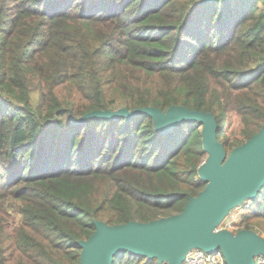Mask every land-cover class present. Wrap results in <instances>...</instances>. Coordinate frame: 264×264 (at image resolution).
<instances>
[{
    "label": "trees",
    "instance_id": "obj_1",
    "mask_svg": "<svg viewBox=\"0 0 264 264\" xmlns=\"http://www.w3.org/2000/svg\"><path fill=\"white\" fill-rule=\"evenodd\" d=\"M201 2L0 0V264H79L95 221L169 217L205 187L201 124L85 114L209 112L227 154L260 130L264 0ZM238 224L264 238V187Z\"/></svg>",
    "mask_w": 264,
    "mask_h": 264
},
{
    "label": "water",
    "instance_id": "obj_2",
    "mask_svg": "<svg viewBox=\"0 0 264 264\" xmlns=\"http://www.w3.org/2000/svg\"><path fill=\"white\" fill-rule=\"evenodd\" d=\"M212 1L215 0L201 3ZM140 114L151 116L155 130L161 134L169 133L181 122L202 125L206 159L199 166L198 175L205 187L189 199L182 212L169 217L116 225L95 221L93 234L77 242L81 250L79 264H112L113 257L124 252L156 259L158 264H182L191 249L219 251L225 264H256L257 257L264 258V238L255 232L214 231L231 210L246 201L253 202L264 187V124L249 140L227 154L216 138L214 115L187 107L171 106L166 111L155 107L95 110L77 123Z\"/></svg>",
    "mask_w": 264,
    "mask_h": 264
},
{
    "label": "built area",
    "instance_id": "obj_3",
    "mask_svg": "<svg viewBox=\"0 0 264 264\" xmlns=\"http://www.w3.org/2000/svg\"><path fill=\"white\" fill-rule=\"evenodd\" d=\"M251 203L250 201H246L231 210L214 231L228 230L235 233V231L238 230V226L236 225L238 223L237 221L248 211ZM255 263L264 264V258L257 257ZM182 264H225V261L223 255L219 251L206 253L198 249H191L186 254Z\"/></svg>",
    "mask_w": 264,
    "mask_h": 264
},
{
    "label": "rangeland",
    "instance_id": "obj_4",
    "mask_svg": "<svg viewBox=\"0 0 264 264\" xmlns=\"http://www.w3.org/2000/svg\"><path fill=\"white\" fill-rule=\"evenodd\" d=\"M239 128H240V119H239V117L237 115L230 114L229 120L227 122V126H226V128L224 130L225 131V137L229 138V139H232L234 135L238 134ZM12 213H14V212H12ZM14 218H15L16 222L19 221V216L17 214H14ZM240 218H239V221H240ZM239 221H237V222L239 223ZM238 223L236 225L239 228V224Z\"/></svg>",
    "mask_w": 264,
    "mask_h": 264
}]
</instances>
